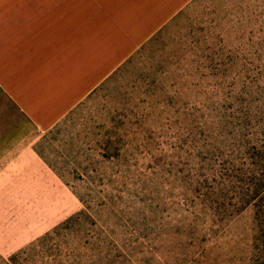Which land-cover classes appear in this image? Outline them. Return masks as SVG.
<instances>
[{
  "label": "rangeland",
  "instance_id": "rangeland-1",
  "mask_svg": "<svg viewBox=\"0 0 264 264\" xmlns=\"http://www.w3.org/2000/svg\"><path fill=\"white\" fill-rule=\"evenodd\" d=\"M178 6L50 129L0 101V264H264V0Z\"/></svg>",
  "mask_w": 264,
  "mask_h": 264
},
{
  "label": "crops",
  "instance_id": "crops-1",
  "mask_svg": "<svg viewBox=\"0 0 264 264\" xmlns=\"http://www.w3.org/2000/svg\"><path fill=\"white\" fill-rule=\"evenodd\" d=\"M182 1L141 0L139 19L138 0H0V101L37 129H50Z\"/></svg>",
  "mask_w": 264,
  "mask_h": 264
},
{
  "label": "trees",
  "instance_id": "trees-1",
  "mask_svg": "<svg viewBox=\"0 0 264 264\" xmlns=\"http://www.w3.org/2000/svg\"><path fill=\"white\" fill-rule=\"evenodd\" d=\"M263 159L258 166L261 172V177L258 179L259 183L253 184L250 187L249 192L250 194H257L261 193L263 198L260 199L258 202L252 204L254 208V223L255 228H257V233L264 238V145H263ZM250 205V204H248ZM22 252L16 253L6 259L1 258L2 264H19V257Z\"/></svg>",
  "mask_w": 264,
  "mask_h": 264
}]
</instances>
